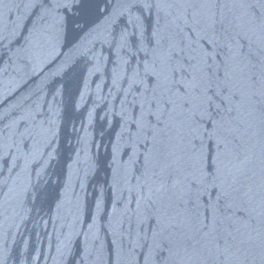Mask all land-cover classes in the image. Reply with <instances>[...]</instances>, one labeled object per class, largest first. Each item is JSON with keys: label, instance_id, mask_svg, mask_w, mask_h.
Listing matches in <instances>:
<instances>
[{"label": "water", "instance_id": "1", "mask_svg": "<svg viewBox=\"0 0 264 264\" xmlns=\"http://www.w3.org/2000/svg\"><path fill=\"white\" fill-rule=\"evenodd\" d=\"M0 264H264V0H0Z\"/></svg>", "mask_w": 264, "mask_h": 264}, {"label": "snow or ice", "instance_id": "2", "mask_svg": "<svg viewBox=\"0 0 264 264\" xmlns=\"http://www.w3.org/2000/svg\"><path fill=\"white\" fill-rule=\"evenodd\" d=\"M207 2H211V0H207Z\"/></svg>", "mask_w": 264, "mask_h": 264}]
</instances>
